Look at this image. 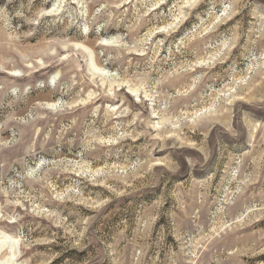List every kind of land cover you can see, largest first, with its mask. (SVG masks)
Segmentation results:
<instances>
[{
  "label": "rangeland",
  "instance_id": "rangeland-1",
  "mask_svg": "<svg viewBox=\"0 0 264 264\" xmlns=\"http://www.w3.org/2000/svg\"><path fill=\"white\" fill-rule=\"evenodd\" d=\"M0 211L17 264H264V0H0Z\"/></svg>",
  "mask_w": 264,
  "mask_h": 264
},
{
  "label": "bare ground",
  "instance_id": "bare-ground-1",
  "mask_svg": "<svg viewBox=\"0 0 264 264\" xmlns=\"http://www.w3.org/2000/svg\"><path fill=\"white\" fill-rule=\"evenodd\" d=\"M54 11L56 12L58 10H53L52 12ZM99 44L104 45V46H114V45H117V41H115L114 38L102 39L99 42ZM77 46L83 49L82 45L77 44ZM88 56H87V66L89 68V71L90 70L93 71V75H96V73H99V75L103 76L104 78L105 77L109 78L112 76L110 72H107L104 69L98 68L94 63L92 56L91 57L90 55ZM12 74L16 75L14 72H12ZM129 90L133 93L137 92V90L133 88H130ZM2 216L3 215H1V211H0V219L2 218ZM21 254H22V250H21L20 239L0 229V264H17L18 259Z\"/></svg>",
  "mask_w": 264,
  "mask_h": 264
}]
</instances>
